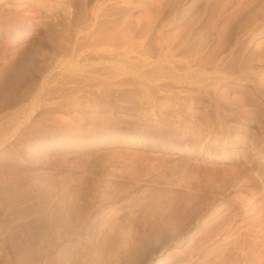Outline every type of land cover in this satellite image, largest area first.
Instances as JSON below:
<instances>
[{
    "label": "rangeland",
    "instance_id": "1",
    "mask_svg": "<svg viewBox=\"0 0 264 264\" xmlns=\"http://www.w3.org/2000/svg\"><path fill=\"white\" fill-rule=\"evenodd\" d=\"M263 6L0 0V264H264Z\"/></svg>",
    "mask_w": 264,
    "mask_h": 264
},
{
    "label": "bare ground",
    "instance_id": "2",
    "mask_svg": "<svg viewBox=\"0 0 264 264\" xmlns=\"http://www.w3.org/2000/svg\"><path fill=\"white\" fill-rule=\"evenodd\" d=\"M208 6V5H207ZM257 7V6H256ZM264 7V6H263ZM206 8V7H205ZM264 9V8H263ZM258 10V9H257ZM253 12V11H252ZM188 14V13H187ZM251 16H252V14H251ZM257 16V15H256ZM246 19V18H245ZM255 19H256V17H255ZM251 20V19H250ZM254 21V20H253ZM246 22V21H245ZM251 24V23H250ZM246 26V25H245ZM250 27V26H249ZM209 33V32H208ZM200 43V42H199ZM264 44V43H263ZM230 51V50H229ZM263 55V54H262ZM236 63V62H235ZM202 66V65H201ZM238 66V65H237ZM238 98V97H237Z\"/></svg>",
    "mask_w": 264,
    "mask_h": 264
}]
</instances>
